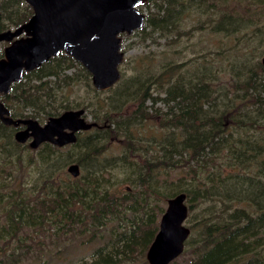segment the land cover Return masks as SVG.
Segmentation results:
<instances>
[{
  "label": "trees",
  "instance_id": "trees-1",
  "mask_svg": "<svg viewBox=\"0 0 264 264\" xmlns=\"http://www.w3.org/2000/svg\"><path fill=\"white\" fill-rule=\"evenodd\" d=\"M186 2L190 7L196 2L199 8L204 6L216 13L209 19L213 33L230 36L250 26L248 18L237 11L241 0H148L144 23L137 31L144 35L179 34ZM32 13L25 0H0V32L20 26ZM202 26L200 23L193 29ZM259 38L262 34H252V39ZM75 65L71 56L61 52L25 72L22 79L11 84L8 93L0 95L10 116L43 121L72 109L69 101L63 102L60 89L81 78L90 86L91 79L83 66L72 74L64 73ZM231 68L229 84L213 79L210 70L203 67L195 75L177 76L165 88L161 75L132 93L117 89L119 82L106 90L91 87L90 102L80 108L102 125L92 128L95 138L90 142L82 143L79 132L76 142L66 145L82 152L75 161L80 168L86 171V158L94 170H81L77 177L60 171V165L66 163L60 158L65 146L44 142L31 149L14 139L16 127L0 120V159L15 157L14 147H29L34 155L28 166L39 168L37 180L42 182L25 190L0 185V264H47L41 260L52 253L45 249L46 244L57 247L54 254H58L60 247L76 241L94 245L89 264H148L145 253L163 211L158 201L181 192L188 203L185 221H190L189 213L203 201L212 204L208 208L210 216L188 226L190 234L195 230L197 237L189 235L182 254L169 264H264V65L235 58ZM172 69L166 67L162 75ZM49 76L55 77L53 83L44 79ZM152 83H158L153 88L156 96L151 93ZM106 91L112 95L102 104L98 95ZM135 94L131 112L123 116L119 111L121 99ZM146 99L152 100L151 106H145ZM158 100L164 101V112L154 108ZM27 107L33 112H25ZM151 108L153 113L147 110ZM154 117H160L159 125L166 130L159 139L131 134L132 120ZM119 130L126 135V148L132 152L128 164L133 174L124 179L113 170L129 168L124 162L126 154L124 168L112 164L107 169L98 160L107 148L100 140L106 135L116 136ZM137 143L144 144L145 151L147 145L154 144L159 155L137 162ZM160 165L172 169L185 166V174L192 175L189 181L195 182V187L161 193L165 184L155 175ZM123 182L130 185L121 189Z\"/></svg>",
  "mask_w": 264,
  "mask_h": 264
},
{
  "label": "rangeland",
  "instance_id": "rangeland-1",
  "mask_svg": "<svg viewBox=\"0 0 264 264\" xmlns=\"http://www.w3.org/2000/svg\"><path fill=\"white\" fill-rule=\"evenodd\" d=\"M184 6L186 11L183 15V22L179 27V34L173 32L172 35L167 36L161 35L159 32H154L144 35L142 32L134 30L129 34L122 33L119 35L121 37V51L124 53V57L123 61L119 64L121 73V77L118 81L119 84L115 86L117 82L114 85L117 89H127L131 91L129 93H132L138 89L141 90L144 83L159 75L162 76L160 81H163L165 88L167 84L171 83L177 76H183V74L195 75L198 73V70L203 67L210 70V76L213 79L224 82L227 80L226 84H229L232 75L231 64L235 58H239L240 60L247 59L249 64L261 61L264 56V0H241V4L237 7V11L248 18L250 26L230 36H225L222 33H213L211 31L209 19L215 16L216 13L212 14V11L204 9V6L199 8L196 2L192 3L191 7L188 2H186ZM141 11L146 15L147 9L145 7H142ZM152 11H154V8ZM200 23L203 25L202 27L193 29ZM11 28L14 29V27ZM183 31H189L191 33L184 34L182 33ZM254 32L262 34L263 38L252 39V34ZM8 44V42H1V51H3V48ZM77 63L79 62H76V65L73 67L66 68L64 73L72 74L76 72L78 67L82 66L80 63V65ZM171 64L174 65L169 66ZM177 64L181 65L177 67ZM166 67H173V69L162 75ZM44 79H48L53 83L55 77L49 76ZM156 85H158V83H152L151 85V93H153L154 96H156V89L153 88ZM91 87H93L91 79L90 86L86 84L84 78L73 81L60 89L64 94L62 100L63 102L69 101V106L72 107V109H79L84 103L90 102L93 96ZM126 94H128V92H126ZM110 95H112V92L106 91L101 93L98 95V100L100 103L104 104L106 100H109L108 97ZM137 95L138 94H135L126 99H121L119 111L123 116L131 112L130 108L135 104L134 99ZM159 95L162 97L164 94L161 93ZM92 101L96 102L97 100ZM151 104L152 100L146 99L145 106L149 107ZM154 108H160L162 112L167 109L162 100L156 101ZM147 110L151 113L154 112L153 108ZM25 112L30 113L33 112V110L27 107L25 108ZM85 117L89 121H93L89 111H86ZM169 118L168 116V119ZM159 120L160 117L132 120L134 125L131 128V134H136L139 137L142 136L141 138L146 137L147 139L157 140L163 133H166V130L160 127ZM45 121L46 120L39 121V123L43 124ZM97 124L98 126L102 125V123ZM81 133L82 143L90 142L95 138L92 137L95 133L94 129L80 132V134ZM125 138L126 135L119 130L116 136L109 138L106 135L104 140H100V144L106 143L107 148L102 154L98 155V160L104 163L107 169H109L108 166L112 164H118L121 167L126 166L122 162L125 154L127 160H124V162L128 164V160H131L130 155L132 152L127 150V138ZM25 145H28V142ZM28 148L19 146L14 147L13 151L16 158L0 159V185L25 190L42 184L41 180H37L39 168L36 166H28V163L32 160L31 157L34 155V151ZM146 148L148 149L147 151H145L144 144L137 143L134 160L140 162L142 157L152 158L156 154L159 155L156 153L157 147L154 144L147 145ZM81 153L80 149H69V147L65 145L60 153V158L65 160L66 163L60 165V171L63 172V174H67L66 168L68 164L75 162L76 158L82 157ZM174 159L179 160V156H174ZM83 161L86 166V171L81 167L83 173L94 171L92 170V165H89L88 159L85 158ZM216 164L218 163L216 162ZM222 167L226 169L225 166ZM113 171V174L123 179L129 176V174H133L130 165L127 169H116ZM185 173V166L172 169L165 165H160V167L155 170V175L159 178V181L165 184L161 187L160 192L163 194H171L180 189L194 188L195 182L190 183L189 181L192 175ZM104 174H109V172L105 171ZM105 185V182H103L102 186L105 187ZM129 185L128 182H123L120 186L121 189H125ZM166 199L158 201L163 211L167 206ZM211 204L212 202L210 200H205L200 203L197 208L189 213L190 221H185V225H193L198 220L210 216L208 208ZM161 214H159L156 219L158 223ZM191 236L194 238L197 237L195 230H191L190 237ZM185 248L186 247H184V249ZM45 249L52 250L49 258L45 256L41 258V260L46 261L47 264H89L93 260L94 245L86 243L85 241L68 242L65 248L60 247V252L58 254H54L58 248L51 243L46 244Z\"/></svg>",
  "mask_w": 264,
  "mask_h": 264
},
{
  "label": "water",
  "instance_id": "water-1",
  "mask_svg": "<svg viewBox=\"0 0 264 264\" xmlns=\"http://www.w3.org/2000/svg\"><path fill=\"white\" fill-rule=\"evenodd\" d=\"M33 10L30 18L14 29L0 32V43L8 42L0 57V95L12 83L22 79L50 58L64 52L89 73L97 90L113 87L120 79L119 64L122 33L142 27L145 14L141 8L148 0H25ZM264 65V56L261 59ZM85 110L68 109L50 116L40 124L37 119H14L0 98V120L5 125L24 126L14 132V139L31 149L44 142L63 147L75 143L79 132L98 126L85 117ZM66 171L79 176L80 166L69 163ZM158 230L148 246V264H169L178 258L190 235L185 225L188 216L186 194L167 199Z\"/></svg>",
  "mask_w": 264,
  "mask_h": 264
},
{
  "label": "flooded vegetation",
  "instance_id": "flooded-vegetation-1",
  "mask_svg": "<svg viewBox=\"0 0 264 264\" xmlns=\"http://www.w3.org/2000/svg\"><path fill=\"white\" fill-rule=\"evenodd\" d=\"M25 72H27V71H25ZM25 72H24V74H25ZM24 74H23V76H24ZM24 126H18V127H16L17 128V130L18 129H21V128H23ZM78 135V134H77Z\"/></svg>",
  "mask_w": 264,
  "mask_h": 264
}]
</instances>
